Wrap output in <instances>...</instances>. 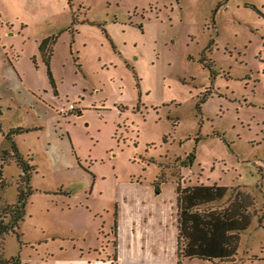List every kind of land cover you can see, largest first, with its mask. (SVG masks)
I'll return each mask as SVG.
<instances>
[{
	"label": "rangeland",
	"instance_id": "374dc122",
	"mask_svg": "<svg viewBox=\"0 0 264 264\" xmlns=\"http://www.w3.org/2000/svg\"><path fill=\"white\" fill-rule=\"evenodd\" d=\"M4 60L24 86L4 83ZM0 100L3 224L27 190L5 133L36 128L14 138L34 170L24 219L0 235L4 263L116 264V212L118 235L136 199L176 222L179 185L218 183L220 207L254 197L224 264H264V0H0Z\"/></svg>",
	"mask_w": 264,
	"mask_h": 264
},
{
	"label": "trees",
	"instance_id": "16d2710c",
	"mask_svg": "<svg viewBox=\"0 0 264 264\" xmlns=\"http://www.w3.org/2000/svg\"><path fill=\"white\" fill-rule=\"evenodd\" d=\"M50 38H45L40 43L39 49L44 59L49 64L51 49ZM48 73L52 79L50 68ZM36 128L18 126L7 132L5 138L10 143L11 156L17 160L18 165L23 169V177L27 190L21 188L18 200L15 205L9 208L11 220L3 224L0 220V235L14 230L18 223L24 219L26 214L27 200L32 194L30 186L31 171L34 166L23 156L14 135L32 131ZM7 153V151L5 152ZM193 154H190L183 162L184 165L193 163ZM2 171L0 170V176ZM156 193L160 192V184L154 182ZM229 188L215 183L194 184L185 187L178 186V236H177V257L178 264L183 259L199 258L210 261H218L224 264L235 258L240 244L241 232L247 230L253 221V214L248 210L254 204V197L245 191H236L229 195L233 197L226 206L216 205L228 195ZM229 197V198H230ZM114 232L118 237L117 212L115 214ZM114 261L117 264V240L114 241ZM0 264L4 260L0 258ZM15 264H21L16 259Z\"/></svg>",
	"mask_w": 264,
	"mask_h": 264
},
{
	"label": "crops",
	"instance_id": "0c3cea01",
	"mask_svg": "<svg viewBox=\"0 0 264 264\" xmlns=\"http://www.w3.org/2000/svg\"><path fill=\"white\" fill-rule=\"evenodd\" d=\"M15 68L16 67L13 64L10 65L7 60L3 61L2 70L4 73V83L24 86V80L21 75L16 74ZM6 108L7 107H5L0 100V112ZM79 114H81V112H79ZM1 115L2 114H0V116ZM24 133L16 134L14 138ZM6 134L7 133H5V135ZM162 192L160 194H162ZM134 203L138 206L129 208V216L131 215L130 221L126 227L124 226V234L122 230H119V235L117 237V264H165L166 259L172 255L173 248L172 235L168 231V226L175 223L177 224L178 214L175 217L176 222H174L172 216L174 215V212H172L173 207L168 210L166 205H160L157 210L153 211L151 206H142L143 202L141 203L140 199H136ZM117 209L120 210V217L124 225V208L122 207L119 209L117 205ZM177 236L178 227L176 230L175 255H177Z\"/></svg>",
	"mask_w": 264,
	"mask_h": 264
},
{
	"label": "built area",
	"instance_id": "2783aa9c",
	"mask_svg": "<svg viewBox=\"0 0 264 264\" xmlns=\"http://www.w3.org/2000/svg\"><path fill=\"white\" fill-rule=\"evenodd\" d=\"M74 110H76V105L74 103H69L67 107L62 108L60 111L62 113H67Z\"/></svg>",
	"mask_w": 264,
	"mask_h": 264
}]
</instances>
